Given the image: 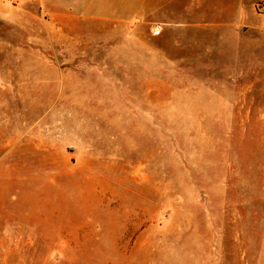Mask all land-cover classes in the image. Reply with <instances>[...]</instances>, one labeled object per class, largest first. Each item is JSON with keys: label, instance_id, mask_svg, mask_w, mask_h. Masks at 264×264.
<instances>
[{"label": "rangeland", "instance_id": "1", "mask_svg": "<svg viewBox=\"0 0 264 264\" xmlns=\"http://www.w3.org/2000/svg\"><path fill=\"white\" fill-rule=\"evenodd\" d=\"M221 8L62 26L0 0V264H264V29Z\"/></svg>", "mask_w": 264, "mask_h": 264}, {"label": "crops", "instance_id": "2", "mask_svg": "<svg viewBox=\"0 0 264 264\" xmlns=\"http://www.w3.org/2000/svg\"><path fill=\"white\" fill-rule=\"evenodd\" d=\"M227 1L235 5L233 24L264 29L259 24L261 14L255 11L256 3H260L264 11V0H21V6L26 16H35V10H39L62 26L72 18L101 23L111 20L129 22L134 18L136 22L159 25L161 29L183 30L191 25V2H197L200 17L204 19L200 25H213L219 24L223 16L221 5ZM206 2H214L213 14H208ZM212 16L215 18L213 23L206 22L205 19Z\"/></svg>", "mask_w": 264, "mask_h": 264}, {"label": "built area", "instance_id": "3", "mask_svg": "<svg viewBox=\"0 0 264 264\" xmlns=\"http://www.w3.org/2000/svg\"><path fill=\"white\" fill-rule=\"evenodd\" d=\"M14 2H19V1H21V0H13Z\"/></svg>", "mask_w": 264, "mask_h": 264}]
</instances>
